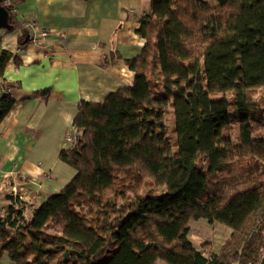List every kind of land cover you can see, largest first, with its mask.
Here are the masks:
<instances>
[{
  "label": "trees",
  "instance_id": "16d2710c",
  "mask_svg": "<svg viewBox=\"0 0 264 264\" xmlns=\"http://www.w3.org/2000/svg\"><path fill=\"white\" fill-rule=\"evenodd\" d=\"M216 2L152 0L138 30L145 45L127 61L132 87L78 104V142L59 155L77 174L62 191L28 216L24 203L16 208L5 196L0 256L13 264L260 263L264 136L251 124L249 92L264 88V0ZM7 33L0 77L10 61L19 64L1 49ZM3 89L10 92L1 94L0 121L15 102L16 87ZM169 109L174 138L166 134ZM231 109L239 136L225 145L215 122ZM147 181L158 196L143 195ZM199 220L231 230L218 252L205 256L191 242L190 224Z\"/></svg>",
  "mask_w": 264,
  "mask_h": 264
},
{
  "label": "crops",
  "instance_id": "0c3cea01",
  "mask_svg": "<svg viewBox=\"0 0 264 264\" xmlns=\"http://www.w3.org/2000/svg\"><path fill=\"white\" fill-rule=\"evenodd\" d=\"M151 2L13 0L17 23L33 22L48 35L32 43V31L25 30L23 37L18 28L2 38L1 49L17 55L19 64L10 61L0 77V97L3 86L16 87L14 105L0 121V209L9 204L5 196L15 185L27 189L30 214L75 178V168L59 155L70 148L65 137L73 134L78 104H99L110 93L132 87L127 61L145 45L138 30L152 12ZM203 2L217 5L216 0ZM193 223L200 220L190 224V234ZM218 232L211 240L208 236L211 252H218L230 234ZM190 240L197 248L206 241L195 234ZM0 264L13 262L1 255Z\"/></svg>",
  "mask_w": 264,
  "mask_h": 264
},
{
  "label": "rangeland",
  "instance_id": "374dc122",
  "mask_svg": "<svg viewBox=\"0 0 264 264\" xmlns=\"http://www.w3.org/2000/svg\"><path fill=\"white\" fill-rule=\"evenodd\" d=\"M251 102L254 104V112L256 113V118L251 121V124L254 126L255 129V135L257 137L259 136H264V88L257 89L255 91L249 92ZM222 95H215L214 98H220ZM166 134L169 138H174V135L172 134V127L174 126V114L173 112L169 109L168 110V115L166 117ZM222 120L216 119L215 124L219 128L220 125L221 127L218 129V133L216 135V138L219 143L227 145L225 138L226 136H229L231 141L234 143H237V137L239 136V131H238V116L235 113L233 109L226 111L223 114V123L221 124ZM198 167L201 169L202 172H205L206 169V163L204 159H201L200 162L198 163ZM229 180V179H228ZM154 189L151 188L149 185L148 181L145 182V186L143 187V195L145 194H156L157 196L159 195V192L155 191ZM10 195V192L7 194V196ZM8 206V205H7ZM28 211V210H27ZM25 216H28V212L24 211ZM203 224V225H201ZM210 226V227H209ZM223 229L226 231L231 232V230L227 227H224L219 224L209 225L205 220H200V223L192 224V229L193 232H191L190 235H197L200 237H204L205 242L202 240V244L199 245V249L202 250L203 254L209 255L211 253V248L208 239L211 240L212 235L214 236L215 234H218L219 229ZM52 232V231H51ZM264 236V234H263ZM196 243V241H194ZM204 243H208L209 245L206 247H202ZM202 247V248H201ZM161 264H165L164 262L160 261Z\"/></svg>",
  "mask_w": 264,
  "mask_h": 264
},
{
  "label": "built area",
  "instance_id": "2783aa9c",
  "mask_svg": "<svg viewBox=\"0 0 264 264\" xmlns=\"http://www.w3.org/2000/svg\"><path fill=\"white\" fill-rule=\"evenodd\" d=\"M1 6L4 7L6 10L9 9L13 13H15L13 0H1ZM21 26L27 31H29V30L32 31V34L28 37V41H30L32 43L38 42L39 40H43L48 35L46 31H42V30L38 31L35 23H33V22H25V23H22ZM1 92L2 93H9L10 90L2 88ZM78 138H79V133L73 127V134L67 135L65 137V141L67 142V144H69L70 148H72L77 144ZM10 196L12 197V199H13L12 202L16 206V208H21V205L24 203L25 204L24 211L27 210L25 202H27L29 200V195H28L27 189L25 188L23 183H21L20 185L18 184V185L13 186L10 190ZM6 211H7L6 207L1 208L0 209V217H4L6 214Z\"/></svg>",
  "mask_w": 264,
  "mask_h": 264
},
{
  "label": "water",
  "instance_id": "95a60500",
  "mask_svg": "<svg viewBox=\"0 0 264 264\" xmlns=\"http://www.w3.org/2000/svg\"><path fill=\"white\" fill-rule=\"evenodd\" d=\"M13 28L14 27L10 25L8 21V12L4 7L1 6L0 0V30L11 32L13 31ZM259 264H264V254Z\"/></svg>",
  "mask_w": 264,
  "mask_h": 264
}]
</instances>
